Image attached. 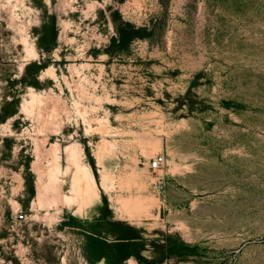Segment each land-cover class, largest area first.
<instances>
[{
    "label": "rangeland",
    "instance_id": "374dc122",
    "mask_svg": "<svg viewBox=\"0 0 264 264\" xmlns=\"http://www.w3.org/2000/svg\"><path fill=\"white\" fill-rule=\"evenodd\" d=\"M0 264H264V0H0Z\"/></svg>",
    "mask_w": 264,
    "mask_h": 264
},
{
    "label": "bare ground",
    "instance_id": "6f19581e",
    "mask_svg": "<svg viewBox=\"0 0 264 264\" xmlns=\"http://www.w3.org/2000/svg\"><path fill=\"white\" fill-rule=\"evenodd\" d=\"M72 157H74V156H72ZM75 158L76 157H74V159ZM77 163L78 162L76 161L75 164H77ZM76 177H77V181L76 182H78V183L80 182L81 183L80 187L81 188L83 187L82 188V194H81L82 195V198L83 197H86V196H89L90 194H93L94 193L93 190H94L95 187L94 188L92 187V185H93L92 183L93 182L91 181V176H90L89 172L86 169H83V167L78 166V170H77V173H76Z\"/></svg>",
    "mask_w": 264,
    "mask_h": 264
},
{
    "label": "built area",
    "instance_id": "2783aa9c",
    "mask_svg": "<svg viewBox=\"0 0 264 264\" xmlns=\"http://www.w3.org/2000/svg\"><path fill=\"white\" fill-rule=\"evenodd\" d=\"M166 161V158L164 155H158L156 156L151 162H150V169L154 172L160 171L162 167L164 166ZM23 218L22 216L20 217Z\"/></svg>",
    "mask_w": 264,
    "mask_h": 264
}]
</instances>
